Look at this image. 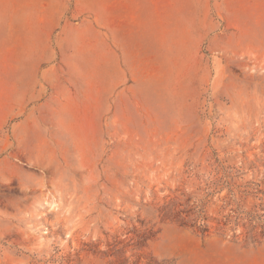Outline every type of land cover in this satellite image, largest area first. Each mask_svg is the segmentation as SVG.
I'll list each match as a JSON object with an SVG mask.
<instances>
[{"label": "rangeland", "instance_id": "obj_1", "mask_svg": "<svg viewBox=\"0 0 264 264\" xmlns=\"http://www.w3.org/2000/svg\"><path fill=\"white\" fill-rule=\"evenodd\" d=\"M0 264H264V0H0Z\"/></svg>", "mask_w": 264, "mask_h": 264}]
</instances>
